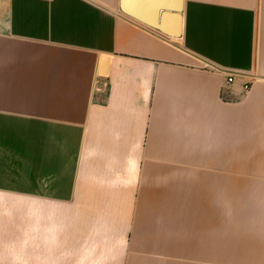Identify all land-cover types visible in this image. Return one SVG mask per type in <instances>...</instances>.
Instances as JSON below:
<instances>
[{"label": "crops", "instance_id": "obj_1", "mask_svg": "<svg viewBox=\"0 0 264 264\" xmlns=\"http://www.w3.org/2000/svg\"><path fill=\"white\" fill-rule=\"evenodd\" d=\"M0 264H264V0H0Z\"/></svg>", "mask_w": 264, "mask_h": 264}, {"label": "built area", "instance_id": "obj_2", "mask_svg": "<svg viewBox=\"0 0 264 264\" xmlns=\"http://www.w3.org/2000/svg\"><path fill=\"white\" fill-rule=\"evenodd\" d=\"M233 81H234V77L233 76L229 75V76L226 77V82L227 83H231ZM243 88H244V91L247 92L249 90V88H250V84L249 83H245Z\"/></svg>", "mask_w": 264, "mask_h": 264}, {"label": "water", "instance_id": "obj_3", "mask_svg": "<svg viewBox=\"0 0 264 264\" xmlns=\"http://www.w3.org/2000/svg\"><path fill=\"white\" fill-rule=\"evenodd\" d=\"M168 8V5H166V4H160L159 5V10H163V9H167ZM176 10L177 11H179L180 10V5H179V3L176 5Z\"/></svg>", "mask_w": 264, "mask_h": 264}]
</instances>
